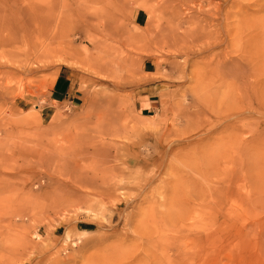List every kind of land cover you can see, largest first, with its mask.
<instances>
[{
  "label": "rangeland",
  "instance_id": "rangeland-1",
  "mask_svg": "<svg viewBox=\"0 0 264 264\" xmlns=\"http://www.w3.org/2000/svg\"><path fill=\"white\" fill-rule=\"evenodd\" d=\"M226 1L0 0V264H264V0Z\"/></svg>",
  "mask_w": 264,
  "mask_h": 264
},
{
  "label": "bare ground",
  "instance_id": "bare-ground-1",
  "mask_svg": "<svg viewBox=\"0 0 264 264\" xmlns=\"http://www.w3.org/2000/svg\"><path fill=\"white\" fill-rule=\"evenodd\" d=\"M190 1H192V2H194V1H197V2H200V3H203L204 2V0H190ZM15 2V1H14ZM213 2L215 3V6H216V8H215V13L213 12V14L212 15H214V14H216L217 15V13H220V10H221V8H222V5H225L226 4V2H228V1H226V0H205V3H207V6H209L211 3L213 4ZM16 3V2H15ZM29 3V2H28ZM200 3L198 4V9H197V12L199 13V11H201V6H200ZM17 4V3H16ZM37 4V3H36ZM230 4L231 5H233V4H235V3H233V1H231L230 2ZM237 4H239V3H237ZM240 4L242 5V3L240 2ZM239 4V5H240ZM214 5V4H213ZM247 5H249V4H247ZM257 5V4H256ZM255 5V6H256ZM26 6V5H25ZM214 6V7H215ZM238 6V5H237ZM258 6V5H257ZM0 7H2V6H0ZM157 7V6H156ZM210 7V6H209ZM214 7H213V9H214ZM232 7V6H231ZM238 7H240V6H238ZM241 7H243V6H241ZM248 7V6H247ZM246 7V4H245V8H247ZM252 7H253V5H252ZM251 7V8H252ZM4 8V7H3ZM10 8V19L12 18L13 19V22L11 21V20H7L6 22L4 21L3 23H2V26H4V30L5 31H7V32H13L14 33V35H17L16 37H18V38H16L14 41L17 43L18 41L21 43V44H23V45H27V46H29L31 49H36L35 47H36V45H35V42L32 40V38L30 37V39H28V40H25L26 38V36L28 35V32H30V34L31 35H33L34 33L35 34H39V33H42V32H45V30H44V26H43V24H42V21H41V17L43 16V18L44 17H47L48 15H46V14H43L44 12L43 11H41V9L40 10H38V9H33L31 6H27V10L26 11H22L21 10V8H19L17 5H15L14 3H11V6L9 7ZM12 8L14 9L13 11H12ZM158 8V7H157ZM197 8V7H196ZM196 8H194V12H196ZM211 8H212V6H211ZM244 8V9H245ZM249 8V7H248ZM247 8V9H248ZM258 8H259V10L260 9H263L262 7H260V6H258ZM223 9V8H222ZM240 9V8H239ZM242 9V8H241ZM246 9V10H247ZM186 10L188 11V12H190V11H192L190 8H186ZM199 10V11H198ZM225 10V9H224ZM223 10V11H224ZM218 11V12H217ZM242 11V10H241ZM240 11V12H241ZM260 11H262V10H260ZM193 11H192V13H189V15L187 16L188 17V22L190 23V21L191 20H193V21H191L192 22V24H195V25H193V30L190 32V34L191 33H195V35H197V34H199L200 36L201 35H207V33H208V27H213V22H217L215 19H214V21H211L210 20V18L208 17V14L207 13H209V11L207 10L206 12L207 13H204L205 15H206V17H208V19H200V17H199V15L200 14H198L197 12V16H195V15H193V16H191V14H193L194 13ZM239 12V11H238ZM223 13H225V11L223 12ZM246 13V12H245ZM185 14V13H184ZM203 14V15H204ZM226 14V13H225ZM216 15H215V17H216ZM220 15V14H219ZM195 16V17H194ZM201 16V15H200ZM18 18L19 19H22L21 21H19L18 20ZM180 19V18H179ZM184 19V18H183ZM56 20V19H55ZM54 20V21H55ZM148 20V19H147ZM52 22V24L53 23H55V25H56V22L57 23H59L57 20L55 21V22ZM150 23V22H149ZM180 23V22H179ZM178 23V24H179ZM182 23V22H181ZM52 24H50V25H52ZM191 24V25H192ZM54 25V27L52 26V27H50V28H53V29H51L53 32H54V30H56V29H58V28H60V27H58V26H55ZM158 25V24H157ZM180 25V24H179ZM190 25V24H189ZM49 26V25H48ZM56 28V29H55ZM146 28H147V26H146ZM156 29L158 28V26L157 27H155ZM172 28V27H171ZM2 29H3V27H2ZM151 29V28H150ZM179 29V28H178ZM181 29V28H180ZM162 30H164V29H162ZM162 30H159V34L161 33L160 31H162ZM206 30H207V32H206ZM49 31H50V29H49ZM154 31V30H153ZM168 32V31H167ZM176 32H178V30H176ZM176 32H174V29H171V30H169V32L168 33H166V34H171L172 36H174V34H175V36H177L176 38L174 37V40H176V39H178V40H180V41H182V39H184V37L186 38V35H187V32H179V34H176ZM1 34V33H0ZM188 34H189V31H188ZM210 34V33H209ZM192 35V34H191ZM52 36V35H51ZM19 37H21L20 39H19ZM25 39H24V38ZM170 39H173V38H171V37H169ZM18 39V40H17ZM219 40V39H218ZM215 41H216V39H215ZM3 42H5V41H3V40H1L0 39V44H3ZM216 44V43H215ZM208 52V51H207ZM227 54H228V52H227ZM230 55V54H229ZM224 57V56H223ZM230 58V57H229ZM225 59H227L226 57H225ZM229 60H233V59H229ZM236 61V60H235ZM227 63H229L228 62V60H227ZM226 63V65H228ZM223 64V63H222ZM233 65H235V64H233ZM238 71V70H237ZM232 72V71H231ZM238 74V73H237ZM235 75V74H234ZM146 126V125H145Z\"/></svg>",
  "mask_w": 264,
  "mask_h": 264
},
{
  "label": "crops",
  "instance_id": "crops-1",
  "mask_svg": "<svg viewBox=\"0 0 264 264\" xmlns=\"http://www.w3.org/2000/svg\"><path fill=\"white\" fill-rule=\"evenodd\" d=\"M133 21L136 25L141 26L144 23V14L137 11L133 15ZM69 77L67 75L60 76L58 82L52 88L50 92V102L53 104H63L65 102L72 105L74 100L78 99L76 93L71 87V83L68 81Z\"/></svg>",
  "mask_w": 264,
  "mask_h": 264
}]
</instances>
